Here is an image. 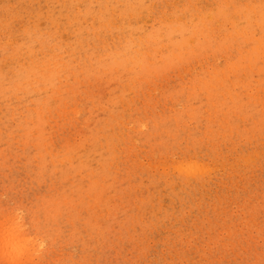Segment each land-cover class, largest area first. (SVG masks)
<instances>
[{"label": "rangeland", "instance_id": "374dc122", "mask_svg": "<svg viewBox=\"0 0 264 264\" xmlns=\"http://www.w3.org/2000/svg\"><path fill=\"white\" fill-rule=\"evenodd\" d=\"M0 264H264V0H0Z\"/></svg>", "mask_w": 264, "mask_h": 264}, {"label": "bare ground", "instance_id": "6f19581e", "mask_svg": "<svg viewBox=\"0 0 264 264\" xmlns=\"http://www.w3.org/2000/svg\"><path fill=\"white\" fill-rule=\"evenodd\" d=\"M8 231H9V230H8ZM16 234H17V233H16ZM10 235H12V233H11V234H10V233L8 234V237L6 238V239H7L6 242H7V241L10 242V240L13 238V237H12L13 235H12V236H10ZM14 235H15V234H14ZM5 237H6V236H5ZM8 242H7V243H8Z\"/></svg>", "mask_w": 264, "mask_h": 264}]
</instances>
